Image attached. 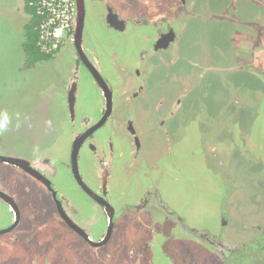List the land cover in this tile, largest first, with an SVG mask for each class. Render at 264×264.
<instances>
[{
    "label": "rangeland",
    "instance_id": "obj_1",
    "mask_svg": "<svg viewBox=\"0 0 264 264\" xmlns=\"http://www.w3.org/2000/svg\"><path fill=\"white\" fill-rule=\"evenodd\" d=\"M115 1L126 17L150 8L148 0H131L138 6L127 11V3ZM189 4L184 13L179 15L178 11V17L171 19V27L181 35L180 50L173 53L172 46L164 58L166 65L157 64L150 98L145 99L150 109L157 106L161 112L166 108L164 101L173 95L175 101L182 100L185 119L178 122L160 113L161 117H155L157 112L140 116L144 127L153 126L155 132L145 133L148 147L132 160L137 171L133 172L135 177H129L130 185L149 168L153 181L163 191L170 190L173 207L195 217L197 222L190 223L215 234L223 226L221 234L227 241L244 243L241 250L256 255L236 264H264V241L259 240V227L264 225V76L250 73L249 66L255 55L264 63V0H194L193 6ZM22 8V0H0V124L7 117L5 129L0 130V144L14 155L29 157L39 149L40 155L55 157L61 173L60 188L80 208L90 200L69 171L71 119L65 106V84L75 68L72 47L62 44L50 61L28 68L21 43L22 28L29 17ZM97 15H87L89 34L84 35L85 42L91 32H103L98 36H103L100 43L108 56L133 58L143 39L110 34L100 22L97 28L93 22ZM252 63L256 64V58ZM77 79L74 124L85 118L96 119L95 110L101 102L100 91L84 68L78 69ZM123 133L122 126L116 127L113 139L117 142ZM123 144L127 147L126 142ZM89 165L93 168L92 161L83 165L86 177H90ZM0 173L6 176L11 171L0 165ZM124 180L116 178L113 187L125 191L130 185ZM50 204L46 198L47 211L39 214L41 222H46L40 253L50 255L53 264L125 263L130 250L135 253L143 249L133 236L145 233V228L142 224L125 226L123 218L116 220L111 241L92 250L55 219ZM84 213L96 230H104L105 219L99 212ZM5 214L6 208L0 209V215ZM150 233L147 229L148 236ZM162 235L167 243L158 241L151 264H235V258L229 263L219 261L208 246L194 245L176 229ZM7 237L1 235L0 242H6ZM5 244L8 253L0 258L4 257L7 264H21V250ZM142 264L149 263L142 259Z\"/></svg>",
    "mask_w": 264,
    "mask_h": 264
},
{
    "label": "flooded vegetation",
    "instance_id": "obj_2",
    "mask_svg": "<svg viewBox=\"0 0 264 264\" xmlns=\"http://www.w3.org/2000/svg\"><path fill=\"white\" fill-rule=\"evenodd\" d=\"M93 1L94 4H92ZM148 1L150 8H146L143 12L138 9L134 14L131 13L126 17L125 14L120 13L122 9H118V2L115 0H83V28L79 41L81 52H78L75 45V17L71 28V38L64 42V45L72 47L70 52L75 64L74 73L71 71V76L65 84V106L71 119L69 171L75 185L90 200L88 205L83 206L81 203L82 206L77 207L60 188L61 178L59 180L58 178L61 173L54 163L55 157H44L39 154V149L31 152L29 157L14 155L13 151L6 150V145L0 144V158L19 159L26 162L22 166H17L0 161V165L6 166L11 171V174L6 176L0 173V209L6 208V214L0 215V236L7 235L6 242L21 250L19 259L22 260L21 264H53L50 255L41 254L44 243L42 232L46 229V222H41L39 214L47 211L46 198L53 206L51 208L54 210L55 219L59 220L72 236L92 250L99 249L111 241L116 220L124 218L125 226L142 224L146 232L134 234L133 238L138 244H142L143 249L135 253L130 250L126 262L117 264H142V259L151 264V254L158 241L167 243L162 232L171 230L174 232V229L178 231L179 236L185 235L193 240L194 245L208 246L217 255L219 261L224 263H229L235 258L236 264L245 261L247 256L248 259L256 256L252 254L253 251L241 250L244 243L227 241L221 234L223 226H220L219 233L215 234L204 230L199 224L190 223L197 222L195 217L187 215L183 210L180 213L177 211L178 208L173 207L169 196L170 190L163 191L158 183L153 181L154 177L152 178L149 168L142 171L144 176L142 173L138 175L139 181L130 185L129 177L131 175L135 177L133 172L137 171L132 160H136L143 148L148 147L145 133L155 132L154 129L151 130L153 126L144 127L139 120L140 116L157 112L155 117H161L158 115L160 113L178 122L185 119L182 100L175 101L173 95L167 98V103L164 101L165 105L161 100V104L166 106L161 112L157 111V106H152L155 110L150 109L146 100L150 98L149 95L154 86L152 75L157 70V64L165 63L166 65L167 61H164V58L171 52L172 46H174L173 53L180 50L177 46L181 41V35L171 27V19L178 17V11L179 15L184 13L183 8L188 3L193 6L194 0ZM123 2L127 3L125 8L127 11L130 7L135 9L138 6L131 0H123ZM174 7L177 12L172 13ZM91 13L98 14L93 19L97 28V22H100L106 30H110V34L121 37L123 35L141 37L143 42L139 45L136 55L133 58L108 56V50L100 43L103 36H98L103 35V32L101 34L91 32L88 41L85 42L84 35L89 34L86 31L89 19L87 15ZM128 28L132 31L128 32ZM60 49L62 47L46 61L55 57ZM255 58L256 64H253L252 61ZM246 65L247 63L242 66ZM242 66L240 65V70L244 71ZM249 66L250 73L264 76L262 58L259 59L256 55L251 56ZM80 67L87 71L99 89L101 102L95 110L96 119L85 118L79 124H74L77 74ZM72 86L75 87L73 112L70 111L68 103ZM103 86L107 88L108 94L104 92ZM103 118V123L97 126ZM120 126L126 134L123 133L122 138H118L116 142L113 134L115 128ZM164 131L167 133V129ZM125 142L127 147L123 144ZM91 161L93 168L89 165L90 177H86L83 175V165ZM118 171L121 174H118ZM119 177L121 181L125 179L128 186L130 185L125 191L113 187V182ZM120 185L122 186V182ZM90 210L97 211L104 217V230H96L94 224L88 222V215L84 212ZM144 221L147 222L145 227ZM161 227L163 230L159 232ZM262 227H259L261 243L264 241V225ZM147 229L154 234L150 233L148 236ZM141 237L144 238L143 242ZM6 242H0L2 256L8 253ZM252 243L254 242L250 244ZM246 245L249 244L246 243ZM158 248L160 249L161 246ZM242 257L243 259L239 260ZM0 264H7L4 257L0 258Z\"/></svg>",
    "mask_w": 264,
    "mask_h": 264
},
{
    "label": "built area",
    "instance_id": "obj_3",
    "mask_svg": "<svg viewBox=\"0 0 264 264\" xmlns=\"http://www.w3.org/2000/svg\"><path fill=\"white\" fill-rule=\"evenodd\" d=\"M44 17L39 28L41 52L52 55L71 38L73 0H44L38 11Z\"/></svg>",
    "mask_w": 264,
    "mask_h": 264
},
{
    "label": "trees",
    "instance_id": "obj_4",
    "mask_svg": "<svg viewBox=\"0 0 264 264\" xmlns=\"http://www.w3.org/2000/svg\"><path fill=\"white\" fill-rule=\"evenodd\" d=\"M44 0H22L23 12L29 17L22 28L21 48L26 58V66L32 67L36 62L49 60L51 55H47L40 50L39 28L44 17L39 14L40 5Z\"/></svg>",
    "mask_w": 264,
    "mask_h": 264
},
{
    "label": "water",
    "instance_id": "obj_5",
    "mask_svg": "<svg viewBox=\"0 0 264 264\" xmlns=\"http://www.w3.org/2000/svg\"><path fill=\"white\" fill-rule=\"evenodd\" d=\"M74 3V17H75V33H74V39L76 41V47L78 49V52H81V48L79 45V41H80V36H81V32H82V28H83V0H73ZM81 55V54H80ZM104 87V86H103ZM107 88L104 87V92L107 93ZM75 87H71L70 91H69V97H68V103H69V109L71 112H73V107H74V100H75ZM106 118V117H104ZM101 120L99 122V124L97 126H100L103 121ZM0 161L3 162H7L8 164H14L17 166H22L24 163H26L23 160H19V159H12V158H0Z\"/></svg>",
    "mask_w": 264,
    "mask_h": 264
},
{
    "label": "clouds",
    "instance_id": "obj_6",
    "mask_svg": "<svg viewBox=\"0 0 264 264\" xmlns=\"http://www.w3.org/2000/svg\"><path fill=\"white\" fill-rule=\"evenodd\" d=\"M7 123V117L5 116V120L3 124H0V130H4L5 129V125Z\"/></svg>",
    "mask_w": 264,
    "mask_h": 264
}]
</instances>
